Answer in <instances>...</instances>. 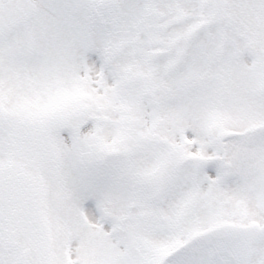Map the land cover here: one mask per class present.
<instances>
[{
    "label": "snow or ice",
    "instance_id": "obj_1",
    "mask_svg": "<svg viewBox=\"0 0 264 264\" xmlns=\"http://www.w3.org/2000/svg\"><path fill=\"white\" fill-rule=\"evenodd\" d=\"M0 264H264V0H0Z\"/></svg>",
    "mask_w": 264,
    "mask_h": 264
}]
</instances>
